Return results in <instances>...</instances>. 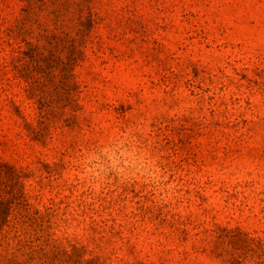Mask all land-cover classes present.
I'll list each match as a JSON object with an SVG mask.
<instances>
[{
    "label": "rangeland",
    "instance_id": "obj_1",
    "mask_svg": "<svg viewBox=\"0 0 264 264\" xmlns=\"http://www.w3.org/2000/svg\"><path fill=\"white\" fill-rule=\"evenodd\" d=\"M0 160L42 214L0 264H264V0H0Z\"/></svg>",
    "mask_w": 264,
    "mask_h": 264
},
{
    "label": "trees",
    "instance_id": "obj_2",
    "mask_svg": "<svg viewBox=\"0 0 264 264\" xmlns=\"http://www.w3.org/2000/svg\"><path fill=\"white\" fill-rule=\"evenodd\" d=\"M28 2V9L42 8V0H25ZM37 6V7H36ZM32 54L35 55V50L30 48ZM13 60L16 70H22L21 77L25 78L28 83V92L31 98H37L39 104V117L42 119V97L36 94L33 72H38L37 65L39 60L35 57L32 62L35 63V69L29 68V63L26 62L28 56L22 53ZM26 130L29 136L34 139L39 135V131L26 125ZM25 175L22 171L15 166L0 160V235L3 227L9 222V217L12 214L16 216V223L14 226L18 236L23 235V238L18 242V251L26 252L29 260L42 262V214L39 211H32L31 204L29 203L28 196L25 193V186L22 183V178ZM3 238H6L4 236ZM76 250H74L75 252ZM92 262V261H91ZM231 264H240V260L232 256ZM92 264V263H89ZM136 264H152L137 262Z\"/></svg>",
    "mask_w": 264,
    "mask_h": 264
},
{
    "label": "clouds",
    "instance_id": "obj_3",
    "mask_svg": "<svg viewBox=\"0 0 264 264\" xmlns=\"http://www.w3.org/2000/svg\"><path fill=\"white\" fill-rule=\"evenodd\" d=\"M125 147V142L121 140H115L111 145L107 147L101 148V153L107 157L109 154H115V152L120 151ZM133 171H135V167H133ZM131 174V173H129ZM121 178H125V173H120ZM100 179V175L96 176V180L98 181ZM147 179L149 181H155L157 179V174L155 173L154 169L149 168L147 171Z\"/></svg>",
    "mask_w": 264,
    "mask_h": 264
}]
</instances>
